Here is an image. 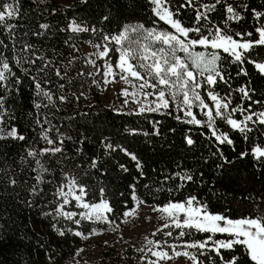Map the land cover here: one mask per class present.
<instances>
[{"label": "trees", "instance_id": "obj_1", "mask_svg": "<svg viewBox=\"0 0 264 264\" xmlns=\"http://www.w3.org/2000/svg\"><path fill=\"white\" fill-rule=\"evenodd\" d=\"M11 2V0H9ZM183 0H171L173 9ZM210 2V0H204ZM231 2V0H230ZM258 10H264V0H243ZM20 14L18 19L9 20V24H15L13 29L14 39L5 29L0 28V40L7 45H0V51L8 59L14 76L9 81L11 91L5 93L0 89V95H5V107L8 115L4 117L6 126H15L20 134L27 139L23 142L11 139L0 141V235L7 240L0 242V264H147V260L153 259L150 253L144 261L141 257L144 252L137 251L145 246L144 238L132 237L127 240L112 238L109 241L95 243V253L87 255L83 250L89 244L86 239L76 237L71 231H80L89 235L92 229H103L107 224L91 223L83 221L78 227L66 220H53L43 213L53 209L54 191L60 183V170L63 167L72 175H77L80 183L86 185L88 202H98L100 199L99 189H105L104 198L110 203L113 212L109 219L114 221V227L124 225L123 213L136 205L131 199L132 188L139 200L145 201V206H161L169 200L180 201L188 195H195L201 201L208 204L209 211L219 213L236 219L249 214L255 215L259 209H264V166H257L252 157L240 158L241 152H250L255 144L264 145V126L256 125L249 133L246 142L243 136L232 129L222 120H217V127L226 132L234 141L233 146L227 144L218 145L206 127L189 125L180 122L175 117H183V113H177L174 108L170 114L149 113L129 114L136 109L135 104L124 106L119 112L114 106H105L100 101L101 89L92 83L93 77L87 76L95 69L86 64L85 54L81 49L83 43H100L104 34H117L125 24H144L146 27H156L159 30L171 31L163 22L158 21L151 14V6L147 0H87L82 3L76 0L68 5H59L56 0H18ZM221 6L218 11L211 14V19L218 25L223 26ZM245 20L239 24H231L230 30L254 33V22L250 12H244ZM108 19L104 20L103 17ZM186 26H191L194 20L192 9H181L179 17ZM86 26L89 29L95 27L97 32L71 33L61 31L67 29L70 22ZM48 24L45 31L39 28L40 24ZM44 32L42 36L33 35L35 32ZM194 35V34H193ZM251 39V38H249ZM24 43L33 45L36 55L45 56L53 61L55 67L68 65L70 59H74L68 69V79L60 80L51 74V84L46 87L53 92L56 107L41 108L33 107L34 85L30 78L36 75L37 65L23 64L17 66L13 60V49L17 52ZM90 44V43H89ZM257 53L259 55H257ZM223 60L220 62L225 73L231 75V87L235 88L251 81V87L255 90L253 100L261 101V104H253L254 111L264 110V77L256 73L252 65L245 62V69L249 76L237 77L238 65L231 64L227 54L220 53ZM117 53L110 52L111 61H115ZM253 59L264 58V48H257L251 54ZM97 65L102 66L103 61L97 60ZM23 69H28L26 75ZM83 72L84 76L77 73ZM19 77L21 83L17 86L15 78ZM101 80L99 75L95 76ZM63 83L65 89L61 91L59 84ZM18 88V91H17ZM215 91L225 95L230 88L228 85L219 83ZM83 92L84 95H80ZM202 97L209 106L212 102L207 100V87L201 89ZM67 97L64 103H60L58 97ZM116 97L114 101L119 102ZM46 103V101H45ZM250 101H244V107H248ZM233 106L241 104L240 95L233 93ZM197 119L204 120L201 111L193 109ZM51 121L61 132L73 137V140L84 139L81 156L74 155L72 141L66 143L67 154L72 159L65 160L62 165L57 164L58 157L47 158L51 162L54 176L45 174V179L50 181L40 185L43 193L39 196H30L29 189L35 183L32 168L34 162L30 158L21 160L25 155V149L29 146L35 148L46 145L39 139L40 128L35 120L44 116ZM240 118L239 113L235 117ZM186 119V118H185ZM159 122V123H156ZM47 127V125H46ZM131 130V131H130ZM135 133V134H133ZM147 133L148 135H144ZM158 133V134H156ZM53 138L56 132L50 133ZM185 136H191L195 143L189 147L185 142ZM107 138L106 142L119 145L136 154L143 166V176L137 170L135 163L118 149L110 154H105L100 141ZM217 148L223 152L230 163H224L219 158ZM216 153V155H213ZM96 158L99 164L96 169L89 168L87 161ZM80 164V168L74 165ZM123 164L128 169L124 172L119 165ZM222 164V168L217 165ZM187 171L193 175V181L184 184L177 190L182 182L174 177L177 172ZM165 177H170L165 180ZM15 180V185L10 183ZM148 185V188L144 186ZM173 189L170 193L167 189ZM157 189H163L157 191ZM250 197V198H246ZM31 200L33 206L29 207L26 201ZM72 201L65 207V211L79 212ZM65 230V235L60 236L53 231L51 225ZM158 229V228H157ZM170 229H164L169 231ZM156 231V230H155ZM173 232V236L177 234ZM207 234H194L186 236L185 241L191 239H203ZM148 238L154 241H168V243H181L166 237L163 232L156 236L151 234ZM226 237L217 235L216 239ZM150 248V245L148 246ZM166 251L170 249L165 248ZM148 248H145V252ZM237 249V254H240ZM225 256L229 253L224 252ZM215 258V257H214ZM200 259H205L200 257ZM218 260V258H215ZM242 259H246L242 257ZM205 264L208 262L205 260Z\"/></svg>", "mask_w": 264, "mask_h": 264}, {"label": "snow or ice", "instance_id": "obj_2", "mask_svg": "<svg viewBox=\"0 0 264 264\" xmlns=\"http://www.w3.org/2000/svg\"><path fill=\"white\" fill-rule=\"evenodd\" d=\"M86 3L87 0H81ZM151 6V14L167 25L171 31L159 30L156 27H146L144 24H125L117 34H104L100 43H92L91 47L95 49L93 53H89L85 58V62L91 65L95 71L86 75L93 77L92 83L99 87L101 83L105 86L109 84L121 83L119 95L124 98L123 106L130 103L136 105V109L129 114L160 113L170 114V109L177 113H183V117L177 115L175 118L182 123L189 125L203 126L211 133L216 144H227L233 146L234 141L226 132L220 131L217 127V120L224 121L232 131L239 132L244 140H249V133L254 130V126H264V110L254 111L253 104H261V101L253 100L252 94L254 89L251 87V81L238 87H231V75L225 73L222 64L223 60L221 52L227 54L231 64H236L239 70L236 72L237 77L249 76L244 65H252L261 77H264V58L253 59L251 54L257 48H264V10H258L243 0H183L175 9L172 7L171 0H147ZM221 6L222 25L216 24L211 19V14L218 11ZM264 8V5H261ZM181 9H192L194 12V20L191 26H186L179 18ZM244 12H250L251 19L254 22V33L248 32H232L231 24H239L245 20ZM20 7L18 0H0V28L6 30L14 39L13 29L15 24H9V20L18 19ZM107 20L108 17H103ZM39 28L47 30L48 24H40ZM61 31H69L71 33L97 32L95 27L89 29L75 21L68 24L67 29ZM194 34V35H193ZM33 35L42 36L44 32H35ZM251 38V39H249ZM0 45L5 48L4 42L0 40ZM118 54L115 61H111L110 52L113 50ZM202 49L197 51V49ZM33 45L24 43L23 47L16 51L13 49V60L17 66L23 64L37 65V61L41 63L36 66V75L30 78L34 85L33 107L37 110L41 108L56 107L55 97L50 88L46 87L51 84V74H54L60 80L68 79L69 66L74 59H70L68 65L55 67L53 61L48 60L45 56L36 55ZM257 55H259L257 53ZM92 57H95L94 59ZM103 61V65H97L96 61ZM28 74V69H23ZM78 76H84L85 73L79 72ZM101 77L100 81L95 76ZM14 76L8 59L4 53L0 51V89L5 93L11 91L9 81ZM21 83L19 77L15 78V84ZM219 83L228 85L230 91L225 95L215 91V86ZM207 87V100L212 102L210 107L202 97L201 89ZM59 89L63 91L65 85L59 84ZM18 91V88H17ZM233 93L240 95L241 104L233 106ZM80 95H84L83 92ZM60 103H64L67 99L65 95L58 97ZM46 101V103H45ZM250 101L248 107H244L243 102ZM198 108L204 120L197 119L193 113V109ZM119 112V109H115ZM239 113L240 118H235ZM8 115L5 107V95H0V141L11 139L15 141H25L27 138L20 134L15 126H6L4 117ZM36 125L40 128L39 139L44 142L45 147L35 148L27 147L25 155L21 160L30 158L34 162L35 167L32 168L35 176V183L29 189L30 196H39L43 193L40 185L49 183L45 179V174L53 175L51 162L47 158L58 157L57 164L62 165L65 160L72 159L67 154L66 143L73 142L74 155L81 156L84 139L73 140V137L61 132L59 128L51 124V121L44 116L41 120H35ZM159 123V122H156ZM47 125V127H46ZM55 131L56 136L53 138L50 133ZM131 131V130H130ZM135 134V133H133ZM158 134V133H156ZM264 135V131L261 132ZM144 135H148L144 133ZM107 138L100 141L105 154L117 151L123 152L131 161L135 163L137 170L143 176V166L136 154L127 149L106 142ZM186 144L191 147L195 141L191 136H185ZM219 158L224 163H230L223 152L217 148ZM216 155V153H213ZM251 156L257 166H264V145L255 144L251 147L250 152H241L240 158ZM89 168L96 169L99 161L92 158L87 161ZM80 168V164L74 165ZM120 169L127 172L125 165L120 164ZM222 168L223 165H217ZM60 183L56 187L53 195L54 207L52 210L43 213L45 216L52 217L53 220L61 219L71 222L77 227L83 222L107 224L110 230L113 228L114 221L109 219V215L113 212V208L105 196V189H99L100 199L98 202H88L86 197L88 189L86 185L78 180L77 175H72L63 167L60 170ZM170 177H165V180ZM178 178L182 183L177 186V190L184 187L185 183L193 181V175L187 171L177 172L174 177ZM10 183L15 185L16 181L11 180ZM132 188L131 199L136 202V206L128 211H124V217H133L137 213L139 205H143L145 201L139 200L135 185ZM148 188V185L144 186ZM163 189H157L162 191ZM170 193L173 189H167ZM250 198V197H246ZM72 201L75 206L82 209L79 212L65 211V207ZM29 207L33 206L31 200L26 201ZM152 211L159 213V219L163 221L160 228L156 229L151 235L156 236L157 233L163 232L166 237L172 238L181 243H168V241H154L145 237L146 244L138 249L144 252L141 257L144 261L150 253L155 259L147 260V264H167L168 261H175L177 258H184L190 264H264V209L256 211L255 215L249 214L240 218H230L223 214L212 213L209 211L208 204L201 201L195 195H188L183 200H169L161 206H153ZM127 223V220L122 221ZM53 231L58 235L64 236L65 230L57 227L56 223L51 225ZM118 227V226H117ZM164 229H170L164 231ZM177 232L173 236V232ZM71 231L76 237L88 239L84 233L80 231ZM207 234L203 239H191L185 241L186 236L194 234ZM98 230L92 229L90 235H97ZM217 235L226 237L225 239H216ZM7 237L0 235V242L7 240ZM151 246L150 248L148 246ZM145 248L148 251L145 252ZM165 248L170 249L166 251ZM240 254H237V249ZM78 250L76 255L80 254ZM229 253L225 256L223 253ZM204 257L205 259H200ZM218 258L215 259V258ZM242 257L246 259H242Z\"/></svg>", "mask_w": 264, "mask_h": 264}, {"label": "rangeland", "instance_id": "obj_3", "mask_svg": "<svg viewBox=\"0 0 264 264\" xmlns=\"http://www.w3.org/2000/svg\"><path fill=\"white\" fill-rule=\"evenodd\" d=\"M75 1L76 0H56V2L61 6L68 5ZM81 49L86 57L89 53H93L95 51L89 43H83ZM199 50L202 49L198 48L197 51ZM92 58L94 59L95 57ZM122 87L123 85L121 83L109 84L107 86L103 85L100 95L101 103L105 106H114L115 109H123L124 98L119 95ZM116 97H120L118 99L119 102L114 103V101H116ZM159 216V213L152 211V206L139 205L135 216L127 218L124 217V220H127V223H124V225L119 227L112 226L113 228H116L115 231L110 230L108 226L103 229H98L99 234L97 235H86L89 237L86 239L89 244H87L82 251H84V253L88 256L94 254L96 250L94 245L99 240L109 241L112 240V238L127 240L132 237H136L138 239H141L142 237L145 239V237H148L157 228L162 226L163 221L159 219ZM152 258L155 259V257ZM167 264H190V262L181 257L177 258L175 261H168Z\"/></svg>", "mask_w": 264, "mask_h": 264}]
</instances>
